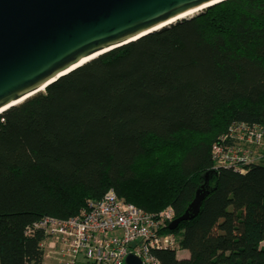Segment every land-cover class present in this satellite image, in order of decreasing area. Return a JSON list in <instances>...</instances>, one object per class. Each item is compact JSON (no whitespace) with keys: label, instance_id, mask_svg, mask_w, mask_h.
<instances>
[{"label":"trees","instance_id":"trees-1","mask_svg":"<svg viewBox=\"0 0 264 264\" xmlns=\"http://www.w3.org/2000/svg\"><path fill=\"white\" fill-rule=\"evenodd\" d=\"M234 122L264 127V0H226L111 50L0 115V264H43L45 217L68 219L110 189L180 217L159 264H264L260 162L215 167ZM179 250L189 252L180 258Z\"/></svg>","mask_w":264,"mask_h":264},{"label":"water","instance_id":"water-1","mask_svg":"<svg viewBox=\"0 0 264 264\" xmlns=\"http://www.w3.org/2000/svg\"><path fill=\"white\" fill-rule=\"evenodd\" d=\"M226 0H0V115L97 57ZM196 14L181 17L190 12ZM211 172L168 228L197 217ZM125 264H145L131 253Z\"/></svg>","mask_w":264,"mask_h":264},{"label":"built area","instance_id":"built-area-1","mask_svg":"<svg viewBox=\"0 0 264 264\" xmlns=\"http://www.w3.org/2000/svg\"><path fill=\"white\" fill-rule=\"evenodd\" d=\"M263 150V126L234 122L212 146V157L215 167L243 169L260 162ZM173 216L172 207L148 213L110 189L101 199L89 200L74 217H45L35 226L43 228L48 238L60 239L67 264H125L131 253L145 264H159L154 250L179 249L176 236L162 232Z\"/></svg>","mask_w":264,"mask_h":264},{"label":"crops","instance_id":"crops-1","mask_svg":"<svg viewBox=\"0 0 264 264\" xmlns=\"http://www.w3.org/2000/svg\"><path fill=\"white\" fill-rule=\"evenodd\" d=\"M43 247L45 250V258L43 264H45L46 262H49V264H63V262L65 261V256L61 252L62 245L60 239L47 238L43 243ZM182 251L186 252L184 257L189 256V252L186 250H179L178 253Z\"/></svg>","mask_w":264,"mask_h":264},{"label":"rangeland","instance_id":"rangeland-1","mask_svg":"<svg viewBox=\"0 0 264 264\" xmlns=\"http://www.w3.org/2000/svg\"><path fill=\"white\" fill-rule=\"evenodd\" d=\"M262 245L264 246V242L262 243ZM185 253H186L185 251L179 252L178 256L182 258L184 257ZM67 263H69V261H67V258L65 257V261L63 262V264H67ZM45 264H49V262H46Z\"/></svg>","mask_w":264,"mask_h":264},{"label":"bare ground","instance_id":"bare-ground-1","mask_svg":"<svg viewBox=\"0 0 264 264\" xmlns=\"http://www.w3.org/2000/svg\"><path fill=\"white\" fill-rule=\"evenodd\" d=\"M195 14H196V11L190 12V13H188V14L183 15V16L181 17V19H182V18H188V17H191V16H193V15H195Z\"/></svg>","mask_w":264,"mask_h":264}]
</instances>
